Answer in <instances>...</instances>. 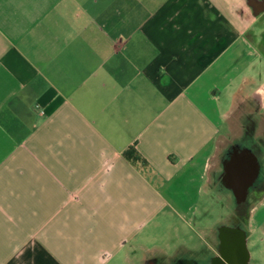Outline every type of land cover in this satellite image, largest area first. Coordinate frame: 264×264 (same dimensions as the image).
I'll return each instance as SVG.
<instances>
[{"label": "crops", "instance_id": "1", "mask_svg": "<svg viewBox=\"0 0 264 264\" xmlns=\"http://www.w3.org/2000/svg\"><path fill=\"white\" fill-rule=\"evenodd\" d=\"M239 157L264 264V0H0V264H234L190 233Z\"/></svg>", "mask_w": 264, "mask_h": 264}, {"label": "rangeland", "instance_id": "2", "mask_svg": "<svg viewBox=\"0 0 264 264\" xmlns=\"http://www.w3.org/2000/svg\"><path fill=\"white\" fill-rule=\"evenodd\" d=\"M230 144L231 141L228 140L226 146L229 147ZM217 174L218 172L215 170L213 176H211V189L218 190L219 188L217 186L218 184H215L213 179ZM214 197L213 195L210 196L208 199V208L198 214L195 219L196 223L194 226L197 227V232L190 233L192 242L199 247L197 252L200 254L203 253L204 250L206 251L209 241H213V238L216 237V233L223 227L230 228L237 223L239 225H244V223H246V212L241 217L235 216L236 199L234 196H231L226 192V194L218 195V197L215 195ZM245 210H248V208L246 207ZM198 227H202L201 231ZM177 233L178 232L175 228L172 227L168 230L166 236L171 241H175L178 236Z\"/></svg>", "mask_w": 264, "mask_h": 264}, {"label": "flooded vegetation", "instance_id": "3", "mask_svg": "<svg viewBox=\"0 0 264 264\" xmlns=\"http://www.w3.org/2000/svg\"><path fill=\"white\" fill-rule=\"evenodd\" d=\"M248 206L247 202L240 201L237 203L235 207V216L240 217V215L244 214L246 212V207ZM239 227V224H234L231 226L228 230H220L219 231V237L221 240L220 243V250L223 251V253L227 254L229 257L231 256V260L234 262V264H238V259L240 257V239L237 235V228ZM226 233V234H225ZM225 235V236H223Z\"/></svg>", "mask_w": 264, "mask_h": 264}, {"label": "water", "instance_id": "4", "mask_svg": "<svg viewBox=\"0 0 264 264\" xmlns=\"http://www.w3.org/2000/svg\"><path fill=\"white\" fill-rule=\"evenodd\" d=\"M251 160L252 158L249 157ZM242 159L241 157H239L238 159L234 160L231 164V166L228 169L229 172V178H228V182L230 183V186L235 190V192L237 193V196L239 198V201H243L247 198V194H248V189L250 187V183L252 180L253 175H245V169H243V165L245 164L244 162L242 163ZM237 173V175H241L243 174L242 178H245L244 181H242V183H237L234 180V174Z\"/></svg>", "mask_w": 264, "mask_h": 264}, {"label": "trees", "instance_id": "5", "mask_svg": "<svg viewBox=\"0 0 264 264\" xmlns=\"http://www.w3.org/2000/svg\"><path fill=\"white\" fill-rule=\"evenodd\" d=\"M132 153H134V152H133L132 149H131V150H129L128 152H126V156H127L128 158H130V156L132 155Z\"/></svg>", "mask_w": 264, "mask_h": 264}]
</instances>
